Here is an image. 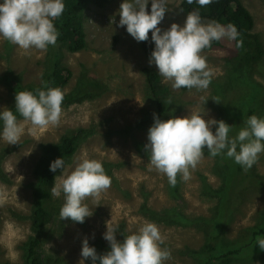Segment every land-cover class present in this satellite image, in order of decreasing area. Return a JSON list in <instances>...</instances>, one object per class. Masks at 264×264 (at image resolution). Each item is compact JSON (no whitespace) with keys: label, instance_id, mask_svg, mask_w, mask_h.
Returning <instances> with one entry per match:
<instances>
[{"label":"rangeland","instance_id":"rangeland-1","mask_svg":"<svg viewBox=\"0 0 264 264\" xmlns=\"http://www.w3.org/2000/svg\"><path fill=\"white\" fill-rule=\"evenodd\" d=\"M179 1L167 0L168 9L158 24L161 30L172 22L183 23L186 13L178 7ZM240 1L253 17L252 31L261 41L262 54L246 65L239 59L242 49H237L234 40L222 39L203 49L200 54L212 73L207 89H172L159 75V84L168 88L158 97L160 112L141 71L146 66L156 70L155 65H149L140 42L116 26L121 0L90 6L84 12L86 46L75 52L57 45L22 50L0 39V107L15 112L9 85L40 84L54 50L70 71L56 125L34 126L16 114L23 127L19 142L7 144L0 139V264H28L26 244L34 237L39 240L38 264H81L82 238H88L98 255L109 249L102 237L105 221L118 226L117 240L145 221L154 222L164 238L161 247L170 253L163 264H202L209 253L251 240L264 219V152L250 168H242L235 190L224 193L223 171L235 166L232 159L212 157L205 148L196 168L190 169V179L184 181L177 174V183L170 186L166 176L149 164L144 147L153 113L168 119L185 116L190 110H206L205 119L210 116L231 125L229 134H236L234 123L247 114L264 117V0ZM202 98H208L204 105ZM76 130H81L76 150L63 160V172L56 170L50 198L43 202L49 219L35 229L32 188L42 147ZM86 158L102 163L110 186L82 201L92 212L83 223L60 220L63 194L54 196L51 188ZM211 229L219 231L216 238ZM255 242L229 255L227 264H264V251ZM84 264H91L90 258H84Z\"/></svg>","mask_w":264,"mask_h":264},{"label":"clouds","instance_id":"clouds-1","mask_svg":"<svg viewBox=\"0 0 264 264\" xmlns=\"http://www.w3.org/2000/svg\"><path fill=\"white\" fill-rule=\"evenodd\" d=\"M186 2L191 4L193 0ZM211 2L195 0L200 7ZM148 4L149 0H121L116 26L124 27L137 42L148 40L151 30L154 47L148 63L155 65L157 73L163 81L170 82L172 89H207L212 73L200 53L213 41L236 40V27L216 21L205 22L198 10H192L187 12L182 24L172 22L161 30L158 24L168 9L167 0H151L150 10L146 11ZM63 9V0H0V39L22 50H45L49 45L54 46L58 33L53 21L62 15ZM63 96L62 90L56 87L37 89L35 93L16 91L15 112L0 107V139L7 144L19 142L23 127L16 114L34 126L56 125L60 120ZM207 99L202 98L203 105ZM168 103H172L171 100ZM205 115L206 110H190L185 116L170 115L168 119H161L153 113L144 147L149 164L166 176L170 186L177 183V174L184 181L190 179V169L196 168L205 148L210 156L230 158L244 170L264 152V117L248 116L243 121L244 126L232 136L229 135L231 125L223 119L210 116L205 119ZM57 169H61V173L64 169L60 157L49 164L50 171L55 173ZM110 183L111 178L100 161L80 160L51 188L52 195L63 194L60 220L67 218L83 223L92 212L82 201L106 190ZM105 228L102 237L108 242L109 249L98 255L95 247L89 245L88 238H82L81 264H84V258H90L91 264H163L169 258L168 250L161 247L164 238L154 222L145 221L135 231L123 233L122 240L116 239L118 226L105 221ZM255 244L264 251V238L257 237Z\"/></svg>","mask_w":264,"mask_h":264},{"label":"trees","instance_id":"trees-1","mask_svg":"<svg viewBox=\"0 0 264 264\" xmlns=\"http://www.w3.org/2000/svg\"><path fill=\"white\" fill-rule=\"evenodd\" d=\"M108 1L109 0H63V13L53 21L58 33L55 45L63 47L69 52L83 49L86 46L83 27L84 12L90 6L102 7ZM177 5L186 14L188 11L198 10L201 18H207L223 25H234L238 31V36L234 42L237 49H242V55L239 59L244 64L249 65L262 54L261 41L258 35L252 31L254 23L253 17L240 0H212L210 4L205 5L204 7L197 5L195 0H193V3L191 4H188L186 0H180ZM237 41L239 42L238 45ZM218 43L219 41H213L210 47L206 49L212 48L218 45ZM140 47L144 55L149 58L150 52L154 47V43L151 41V32H149L148 40L140 41ZM58 57L59 53L54 50L51 63H49V66L45 69V77L40 84L19 85L17 83L14 86L9 85L14 95L16 91L28 90L35 93L37 89H46L48 87H56L62 90L66 78L70 75V71L59 62ZM141 71L145 76L149 92L158 104L160 112L162 104L158 97L164 96L167 93L168 88L159 84V74L153 67H142ZM248 115L250 114H247L245 118H240L234 123L236 133L240 129L244 119H247ZM227 122H229V120H227ZM80 131L81 130H76L72 133L65 134L61 136L57 142H51L42 147L40 158L34 168L36 183L32 188V225L35 229L48 221L50 216L49 212L44 207L43 202L45 199L50 198V186L54 180L56 172L54 173L49 170V164L57 157L64 160L74 153L77 147V134ZM229 135L234 136L235 134ZM242 172V167L236 163L235 166L231 164L223 171L225 178L221 180V183H223L222 187L225 188V190H223L224 193L235 190V180L237 177L241 178ZM211 233L212 238H216L219 231L211 229ZM259 235L264 236V219L262 220L259 229L252 232L251 240L249 242L235 247L219 249L213 254L209 253V257H207L202 264H227L229 261V255L237 254L239 250H242L250 243H253ZM38 245L39 240L37 237L28 240L25 253V258L28 264L40 263L38 259L39 253L36 250ZM211 258L213 261H210Z\"/></svg>","mask_w":264,"mask_h":264}]
</instances>
